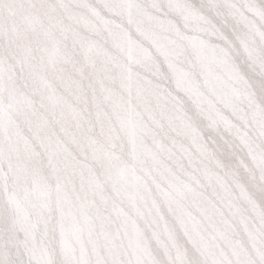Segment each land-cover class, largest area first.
<instances>
[{"label":"snow or ice","instance_id":"obj_1","mask_svg":"<svg viewBox=\"0 0 264 264\" xmlns=\"http://www.w3.org/2000/svg\"><path fill=\"white\" fill-rule=\"evenodd\" d=\"M0 264H264V0H0Z\"/></svg>","mask_w":264,"mask_h":264}]
</instances>
